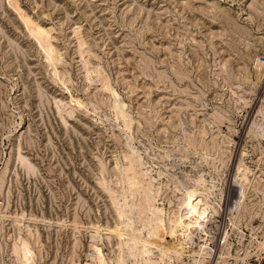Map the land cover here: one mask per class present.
<instances>
[{
  "label": "rangeland",
  "instance_id": "rangeland-1",
  "mask_svg": "<svg viewBox=\"0 0 264 264\" xmlns=\"http://www.w3.org/2000/svg\"><path fill=\"white\" fill-rule=\"evenodd\" d=\"M0 264H264V0H0Z\"/></svg>",
  "mask_w": 264,
  "mask_h": 264
},
{
  "label": "bare ground",
  "instance_id": "bare-ground-1",
  "mask_svg": "<svg viewBox=\"0 0 264 264\" xmlns=\"http://www.w3.org/2000/svg\"><path fill=\"white\" fill-rule=\"evenodd\" d=\"M43 45L46 47V48H44L45 50V53H46V55L48 56V58H49V60L50 61H53L52 63H54L55 64V60H53L54 59V56L53 55H55L54 54V48H52V47H50V46H46L45 45V43H43ZM56 52V51H55ZM55 71V70H54ZM56 75H58V73H56ZM73 97V96H72ZM74 98V97H73ZM75 99V98H74ZM74 99H71L72 101H74V102H78V103H80L78 100H74ZM73 102V103H74ZM139 162V161H138ZM134 164V163H133ZM130 168V167H129ZM128 168V169H129ZM130 170V169H129ZM132 170H133V168H132ZM191 197H193V196H191ZM200 205V204H199ZM201 207V206H200ZM188 210H189V212L190 213H192L191 215H190V213L188 214V216L190 215V216H196V218H195V221H188V222H180L181 224H186L188 227H193V226H195V225H197L198 223H199V221L202 219V215H203V212H201V210H199L198 209V205H191L190 207H188L187 208ZM187 209H186V211H187ZM186 213H188V212H186ZM192 218V217H191ZM178 223V222H177ZM180 223H178L177 225L178 226H180ZM146 251V250H145ZM147 251H148V249H147ZM146 251V252H147ZM149 252V251H148ZM143 253H144V251H143ZM144 254H146V253H144Z\"/></svg>",
  "mask_w": 264,
  "mask_h": 264
}]
</instances>
